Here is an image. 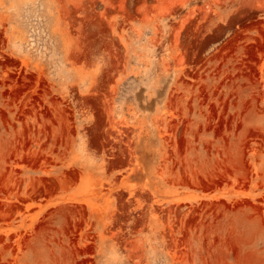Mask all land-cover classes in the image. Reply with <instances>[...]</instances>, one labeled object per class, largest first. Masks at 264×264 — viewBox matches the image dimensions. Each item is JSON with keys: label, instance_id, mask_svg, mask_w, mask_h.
<instances>
[{"label": "rangeland", "instance_id": "obj_1", "mask_svg": "<svg viewBox=\"0 0 264 264\" xmlns=\"http://www.w3.org/2000/svg\"><path fill=\"white\" fill-rule=\"evenodd\" d=\"M0 264H264V0H0Z\"/></svg>", "mask_w": 264, "mask_h": 264}]
</instances>
